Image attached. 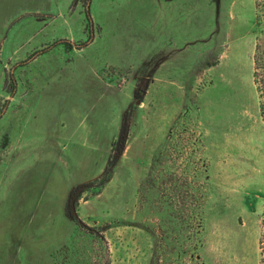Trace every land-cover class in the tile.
Segmentation results:
<instances>
[{
	"label": "rangeland",
	"instance_id": "rangeland-1",
	"mask_svg": "<svg viewBox=\"0 0 264 264\" xmlns=\"http://www.w3.org/2000/svg\"><path fill=\"white\" fill-rule=\"evenodd\" d=\"M253 10L74 0L64 38L93 39L65 62H24L44 20L15 18L0 40V264H264Z\"/></svg>",
	"mask_w": 264,
	"mask_h": 264
},
{
	"label": "crops",
	"instance_id": "crops-1",
	"mask_svg": "<svg viewBox=\"0 0 264 264\" xmlns=\"http://www.w3.org/2000/svg\"><path fill=\"white\" fill-rule=\"evenodd\" d=\"M135 1L153 2L154 8L160 10L161 3L166 0ZM73 4L74 0H0V40L4 34L3 32L10 29V24L21 14L27 15L28 19L35 16L37 18L41 17L44 20V23L40 26L41 36L39 38L38 33L30 35L29 50L33 52L27 56L30 60L25 59L24 62H65L66 48L71 47L72 50L75 48L79 52L93 39V37H90L88 42L82 45L78 43L79 41L69 40L71 39L69 37L64 38L65 31L69 34L71 31L70 18L66 16V13L72 8ZM76 8L78 9L79 6L76 5ZM55 20L57 28L60 27L59 32L57 30L56 32L50 31L48 28ZM66 26L67 28H65ZM93 55H91L90 62L96 60V54ZM10 94L9 97H14V93Z\"/></svg>",
	"mask_w": 264,
	"mask_h": 264
},
{
	"label": "trees",
	"instance_id": "trees-1",
	"mask_svg": "<svg viewBox=\"0 0 264 264\" xmlns=\"http://www.w3.org/2000/svg\"><path fill=\"white\" fill-rule=\"evenodd\" d=\"M254 7V32L255 36V44L254 51L252 56V79L255 85L256 92L258 94V105H259V117L264 125V0H253ZM92 25L91 16L89 10L85 9V27L86 30L88 26ZM90 38V36H89ZM83 45V44H82ZM11 74H5L4 82L8 87L6 91L8 93L12 92L13 84L11 80ZM122 126L120 127V131L118 133L119 146L116 149V153L113 157V160L108 159L105 169L102 172L101 177L98 179L97 187L100 189L104 186V184L110 179L111 174L113 172V168L116 165L117 158L121 154L124 148V139L122 138ZM77 201V200H76ZM75 203L71 204V208H73ZM262 217L264 218V209L262 211ZM77 219V218H76ZM259 248H260V261L264 263V228L260 234L259 238Z\"/></svg>",
	"mask_w": 264,
	"mask_h": 264
},
{
	"label": "water",
	"instance_id": "water-1",
	"mask_svg": "<svg viewBox=\"0 0 264 264\" xmlns=\"http://www.w3.org/2000/svg\"><path fill=\"white\" fill-rule=\"evenodd\" d=\"M75 212V211H74Z\"/></svg>",
	"mask_w": 264,
	"mask_h": 264
}]
</instances>
